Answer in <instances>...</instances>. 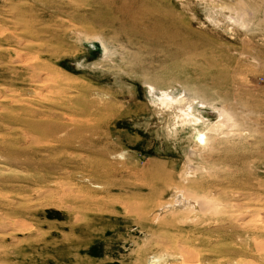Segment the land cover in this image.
Segmentation results:
<instances>
[{"label":"rangeland","instance_id":"374dc122","mask_svg":"<svg viewBox=\"0 0 264 264\" xmlns=\"http://www.w3.org/2000/svg\"><path fill=\"white\" fill-rule=\"evenodd\" d=\"M0 264H264V0H0Z\"/></svg>","mask_w":264,"mask_h":264}]
</instances>
